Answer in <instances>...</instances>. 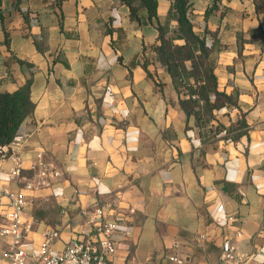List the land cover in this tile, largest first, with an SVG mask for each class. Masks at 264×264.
Segmentation results:
<instances>
[{
  "label": "crops",
  "instance_id": "obj_1",
  "mask_svg": "<svg viewBox=\"0 0 264 264\" xmlns=\"http://www.w3.org/2000/svg\"><path fill=\"white\" fill-rule=\"evenodd\" d=\"M191 1L220 89L239 105L218 114L228 125L246 114L249 133L237 142L202 140L151 52L157 23L132 20L121 0H0V92L29 84L34 104L8 147L2 184L23 191L39 162L60 173L27 191L29 252L54 232L53 252L93 235L82 211L102 208L120 227L110 264H175L173 255L219 264L227 242L228 264H264V9ZM170 5L159 0L160 21ZM9 251L0 236V264Z\"/></svg>",
  "mask_w": 264,
  "mask_h": 264
},
{
  "label": "trees",
  "instance_id": "obj_2",
  "mask_svg": "<svg viewBox=\"0 0 264 264\" xmlns=\"http://www.w3.org/2000/svg\"><path fill=\"white\" fill-rule=\"evenodd\" d=\"M131 11V19L143 24L157 22L158 43L154 47L157 61L170 75L179 94V104L188 117L196 119L204 142H237L248 135L249 126L245 113L239 112L237 122L226 124L218 112L222 109L238 108L233 94L220 89L215 66L211 60L213 48L207 38L200 36L192 20L191 0H171L170 14L175 19L176 28L170 35L167 25L159 22V0H121ZM252 1L258 12L264 9V0ZM150 60H145L143 68L149 70ZM30 85H24L15 92H0V148L9 147L17 138L20 127L32 113Z\"/></svg>",
  "mask_w": 264,
  "mask_h": 264
},
{
  "label": "built area",
  "instance_id": "obj_3",
  "mask_svg": "<svg viewBox=\"0 0 264 264\" xmlns=\"http://www.w3.org/2000/svg\"><path fill=\"white\" fill-rule=\"evenodd\" d=\"M8 153L7 146L0 148V209L7 208L6 224L0 228V236L9 240V264H110L111 257L117 251L120 227L117 221L106 218L102 208L95 209L93 213L88 209L82 211V216L94 229V234L72 242L64 251L53 252L50 247L59 237L58 232L48 235L38 250L29 252L26 249V241L32 229L24 220V211L29 205L27 191L34 192L48 186L50 179L59 177L60 173L39 162L33 166V169L38 168L36 178L28 181L23 191L8 190L2 184V162L8 157ZM13 162L10 175L17 177L21 173L22 162L17 155L13 156ZM223 211L224 206H220L218 212ZM170 260L175 264H183V260L178 256L173 255ZM234 260V248L227 242L219 264H228Z\"/></svg>",
  "mask_w": 264,
  "mask_h": 264
},
{
  "label": "rangeland",
  "instance_id": "obj_4",
  "mask_svg": "<svg viewBox=\"0 0 264 264\" xmlns=\"http://www.w3.org/2000/svg\"><path fill=\"white\" fill-rule=\"evenodd\" d=\"M170 2H171V0H170ZM134 4L138 5L139 4V0H136ZM170 8H171V5H170L167 13L164 16H162V21L159 20V22L167 25V27L169 28V31H170V35H172V31L176 28L177 24L175 22V19H173V17L170 14ZM192 20H193V16H192ZM154 49L155 48L153 47L151 49V52H154Z\"/></svg>",
  "mask_w": 264,
  "mask_h": 264
}]
</instances>
